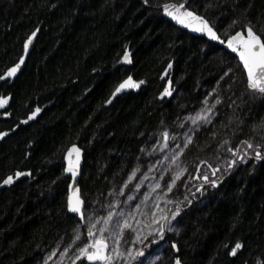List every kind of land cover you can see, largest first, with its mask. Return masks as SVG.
Returning <instances> with one entry per match:
<instances>
[{"label":"trees","instance_id":"obj_1","mask_svg":"<svg viewBox=\"0 0 264 264\" xmlns=\"http://www.w3.org/2000/svg\"><path fill=\"white\" fill-rule=\"evenodd\" d=\"M167 2L0 0V75L20 61L25 41L38 31L20 73L0 80V96L9 97L0 107V132L7 133L0 138V180L25 173L0 183V264H39L50 245L71 236L76 217L67 207L71 179L64 169L73 144L84 151L81 194L104 195L146 139L163 138L164 131L170 138L179 115L197 106L230 65L215 129L199 131L183 153L191 178L170 207L180 205V233L170 236L160 264H174L177 254L185 264L264 260V159L227 167L233 159L227 148L260 141L264 99L248 91L238 56L166 15ZM174 2L204 16L221 40L249 23L264 33V0ZM128 76L144 83L109 103ZM169 86L172 96L161 98ZM213 168L220 171L213 175ZM237 241L243 247L229 255Z\"/></svg>","mask_w":264,"mask_h":264},{"label":"snow or ice","instance_id":"obj_2","mask_svg":"<svg viewBox=\"0 0 264 264\" xmlns=\"http://www.w3.org/2000/svg\"><path fill=\"white\" fill-rule=\"evenodd\" d=\"M145 3H148V0H144ZM238 2V0H237ZM163 11L166 15L171 17L177 23L191 28L196 32L205 33L212 40L220 41L222 44H226L228 49H231L233 53H236L239 59V62L242 64L243 70L246 74V84L248 91L253 94L256 98L264 99V33H257L254 30L253 26L249 23L242 26V30L236 31L232 35H228L225 39L221 40V37L217 34L214 27L209 23L204 16L198 15L195 11L189 10L185 6L184 2L176 3L174 0L164 3L162 5ZM236 21H233L235 24ZM36 35V32H33L28 39L25 41L24 48L25 51L28 50L29 44L32 38ZM124 58L128 59V53H124ZM24 61V57L20 58V62L14 64L12 67H9L3 75H0V80L5 79L6 77H13L16 75L17 70L20 68L21 64ZM130 62V61H129ZM171 68V64L168 66ZM231 71V69H229ZM227 75V73H225ZM144 81H135L131 76H128L127 79L123 80L113 92V96L121 92V90L126 88H138ZM171 85V81H169ZM215 91V89H213ZM171 87H165L163 92L160 93L161 98L165 96H172ZM211 95V93H209ZM9 97L0 96V107H3L8 103ZM220 100L217 97L215 103H219ZM203 103L206 107L200 109L194 117L189 116L186 119H190L192 124L196 125L198 122L211 123V115L213 113V107H207V97ZM40 111L39 108H36L35 111L31 113L28 119H32ZM9 113L5 111L4 115ZM27 123V120L24 121ZM183 127V124L180 125ZM7 133L0 132V138L6 136ZM215 135V133H213ZM164 140V147H167V141L169 139V133L164 131L162 133ZM174 139V137H173ZM193 137L186 134V142L183 147L178 146V151L172 157L173 161L184 151V148L192 142ZM227 144V141H224ZM227 151L232 153L233 159L228 163L227 167L232 168L238 161H245L247 158L251 157L255 160L264 159V125L261 126L260 130V141L253 142L251 138L240 141V144L227 148ZM80 158H81V149L73 144L67 151L65 159L67 160V167L64 169L66 173L71 174V178L75 183L77 175L80 169ZM201 163H206L201 161ZM209 167H212L209 165ZM139 169H133L128 176V182L132 181L136 172ZM186 169L181 168L178 172H175L172 176V179L167 182L166 190L171 191L173 186L176 183ZM217 171H220L219 168H213L212 174L215 175ZM25 173L17 171L12 175H7L5 178L0 180V183L3 185L12 184L17 178L24 176ZM205 182L209 183L210 186L215 187L217 185V180H209L207 175L201 177ZM127 186V182L126 185ZM156 188H160V184L155 185ZM203 187V185H201ZM69 188L72 189L73 185H69ZM136 189L140 188V184L135 185ZM123 189H121V193ZM128 200H134L132 195L127 197ZM84 200L80 196L79 187L74 188V194H70L67 199V207L72 213L79 215L80 221L85 222L86 231L84 235L83 243L77 247L75 253L69 257L71 264H145L146 258L151 254L149 251V245L154 243L153 240H148L150 236H156L157 239L162 240L165 234L166 225L168 231H172L171 221L180 214V205L175 206L174 211H168L166 209L160 208L159 204L155 205V210L151 213V221L147 226L150 230L148 234L141 239L142 231L133 226L130 220L127 217H124L121 220H116L115 226L113 227L112 222L114 218V212L109 210L106 215L99 216L96 214V209H87L84 207ZM190 203V201H189ZM111 207V206H109ZM139 207V205H137ZM121 216L123 214L121 213ZM137 224L142 222L136 221ZM155 225V227H152ZM125 230L130 232H135L136 236L134 240L136 243L142 245L141 247L127 246L122 248L121 243L124 238ZM178 231V230H177ZM75 240H81V234L77 233ZM111 240V244L109 241ZM148 240V243L145 244L144 241ZM124 243H129L124 241ZM72 245L63 249V252L60 253L61 259L64 258L65 254L68 253L69 248ZM172 249L179 253L180 249L178 248L176 242L171 243ZM227 247V245H225ZM243 247L242 243L237 241L234 246L231 247L229 255L235 256L237 250ZM56 255L55 250L49 255L48 259L51 260L53 256ZM158 259V257H157ZM174 264H185V261L181 258L179 254L173 257ZM47 264V260L45 261ZM257 264H264V260H258Z\"/></svg>","mask_w":264,"mask_h":264},{"label":"rangeland","instance_id":"obj_3","mask_svg":"<svg viewBox=\"0 0 264 264\" xmlns=\"http://www.w3.org/2000/svg\"><path fill=\"white\" fill-rule=\"evenodd\" d=\"M229 69H231V71H229ZM233 70L234 69L231 65L228 66L216 82L215 86L210 88L208 87L204 90L202 99L197 104V106L182 112L179 115L173 124V132L167 141V147L163 146V138L157 137L146 139L140 148L139 154L134 164L126 172L125 176L118 184L109 185L105 190L106 192L104 195L98 194L90 197V199H86V195L84 193L81 194V197L85 202L84 207L89 210L96 209V214L99 216L106 215L109 210L113 211V227L115 226L116 220H121L122 222V219L127 217L134 227L142 231L141 239H143V237L146 236L150 230L147 226L150 224L151 213L155 210V205L157 203L159 204L160 208L166 209L168 211H174L171 210L170 207L175 196H178L185 191L186 185L191 178L188 167L182 160L183 153L188 146L184 148V151L177 157L175 161H173L172 157L175 153H177L178 146L183 147L184 143L186 142V134L191 135L194 139L195 135L205 128L215 129V125L213 124L216 116L220 113L218 106L223 100V89L224 87L229 86L228 78L233 73ZM225 73H227V75H225ZM213 89H215V91H213ZM181 93V91L177 93L178 98L181 96ZM209 93H211V95H209ZM205 97H207V107H213L214 114H210L211 123L198 122L196 125H194L192 124L191 120L186 119V117H194L200 109L206 107V105L203 103ZM217 97L220 100L219 103H215ZM181 124H183V127L180 126ZM136 168L139 170L136 172L135 178L128 182L129 174L133 169ZM181 168L186 169V171L178 180H176L172 190L170 192L167 191V182L170 181L173 174L178 172ZM126 182L127 186H125ZM138 183L140 184V188L136 189L135 185ZM157 183L160 184V188L155 187ZM121 189H123L122 193ZM129 195H132L134 200H128L127 197ZM137 205H139V207H137ZM201 205H205V202H201ZM121 213L123 216H121ZM75 217L76 223L72 228L71 236L66 239H61L60 241L50 245L45 250L42 262L39 264H45L46 260L47 264H71L69 257H71L75 253L77 247L83 243V234L86 231L85 222L80 221L78 214H76ZM181 219L182 215L179 214L171 221V227L173 229L172 231H168V226L166 225L164 238L162 240L157 239L155 235L148 237V240H153L155 242L149 245V251L151 254L146 258L145 264H160V261L165 256V250L170 245V236L176 238L180 233ZM136 221H140L142 223L137 224ZM152 227H155V225H152ZM77 233L81 234V240L79 241L75 240ZM135 236V232L125 230L121 247H141L142 245L135 242ZM148 240H145L144 243L147 244ZM124 241L129 243L126 244ZM109 243L111 244V240ZM70 244L72 246L69 248L68 253L65 254L63 259H61L60 253L63 252V249L68 247ZM53 250H55L56 255L53 256L51 260H49L48 257L51 255Z\"/></svg>","mask_w":264,"mask_h":264},{"label":"water","instance_id":"obj_4","mask_svg":"<svg viewBox=\"0 0 264 264\" xmlns=\"http://www.w3.org/2000/svg\"><path fill=\"white\" fill-rule=\"evenodd\" d=\"M202 34H205V33H202ZM37 35H38V31H36V35L32 38V40H31V42H30V44H29L28 50L24 52V55H23V57H24V61H23V63L21 64L20 68L17 70V73H16L15 76H17V75L20 73V71L23 69V67H24V65H25V63H26V60H27V58H28V55H29V53L31 52V50H32V48H33V46H34V43H35L36 38H37ZM235 54H236V53H235ZM236 55H237V54H236ZM19 62H20V61H19ZM19 62H18V63H19ZM241 65H242V64H241ZM131 77H132V76H131ZM132 78H133V77H132ZM126 79H127V78H126ZM124 80H125V79H124ZM133 80H135V79L133 78ZM140 86H141V85H140ZM133 91H136V88H126V89H123V90H121V92L117 93L115 96H113V94H112L109 103H112L116 98H118V97H120V96H122V95H124V94H128V93H130V92H133ZM76 146H77V145H76ZM77 147H79V146H77ZM79 148H80V147H79ZM80 149H81V148H80ZM66 155H67V153H66ZM83 166H84V151L81 149L80 169H79V173H78V175H77V178H76L75 183L73 182V180H72V178H71V174L65 172L66 176H67L68 178L71 179V184H70V185H73V188L70 189V194H74V188L77 187V185H78V181L81 179ZM66 167H67V160H66ZM66 167H65V168H66ZM233 167H234V166H233ZM233 167H232V168H233ZM80 196H81V191H80ZM81 198H82V197H81ZM70 212H71V211H70ZM71 213H72V212H71ZM72 214L76 215V213H72Z\"/></svg>","mask_w":264,"mask_h":264}]
</instances>
